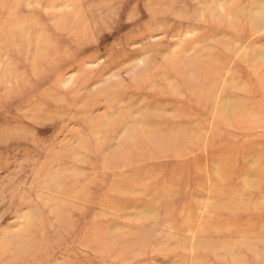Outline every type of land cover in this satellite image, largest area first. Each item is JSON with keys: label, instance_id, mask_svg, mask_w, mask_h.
<instances>
[{"label": "rangeland", "instance_id": "374dc122", "mask_svg": "<svg viewBox=\"0 0 264 264\" xmlns=\"http://www.w3.org/2000/svg\"><path fill=\"white\" fill-rule=\"evenodd\" d=\"M195 1L0 0L4 264H264V0ZM139 92L172 145L104 160Z\"/></svg>", "mask_w": 264, "mask_h": 264}, {"label": "bare ground", "instance_id": "6f19581e", "mask_svg": "<svg viewBox=\"0 0 264 264\" xmlns=\"http://www.w3.org/2000/svg\"><path fill=\"white\" fill-rule=\"evenodd\" d=\"M172 1V0H171ZM188 1V0H187ZM204 1H206V0H204ZM210 1V0H209ZM229 1V0H228ZM233 1V0H232ZM163 2H164V0H163ZM195 2H197V0L195 1ZM237 2V1H236ZM168 3V2H167ZM171 4H172V2H170ZM169 3V4H170ZM192 3H194V2H192ZM199 3V2H198ZM208 3V2H207ZM206 2H205V5L207 4ZM163 4V3H162ZM170 4V5H171ZM230 4V3H229ZM40 5V4H39ZM166 6H167V4H166ZM196 6V5H195ZM16 7H17V5L15 4L11 9H10V13L12 14L14 11H15V9H16ZM172 7V6H171ZM170 8V7H169ZM213 10H215V7L214 8H212ZM235 9H237V8H235ZM151 10V9H150ZM149 10V11H150ZM192 10V9H191ZM196 11V10H195ZM213 12V11H212ZM147 13V12H146ZM149 13V12H148ZM180 13V12H179ZM198 13V12H197ZM230 13H234V11L233 10H230ZM243 13H245V12H243ZM150 14V13H149ZM213 14V13H212ZM232 14H231V16H232ZM239 14V13H238ZM245 14H247V13H245ZM197 15V14H196ZM222 15V14H221ZM191 16V15H190ZM208 16V15H207ZM246 16V15H245ZM244 16V17H245ZM249 17H250V21H253L254 19H257V18H254V16L252 15V17H251V14L250 15H248ZM131 18H132V15L130 16ZM178 17V16H177ZM176 17V18H177ZM239 17V16H238ZM180 18V17H179ZM183 18V16L181 17V19ZM232 18H234V17H232ZM248 18V17H247ZM133 19V18H132ZM131 19V20H132ZM197 19V18H196ZM214 19V18H213ZM8 20V19H7ZM185 20V19H184ZM190 20L192 21V18L190 17ZM219 20V19H218ZM12 21V20H11ZM15 21V20H14ZM190 21V22H191ZM193 21H194V18H193ZM250 21H248V22H250ZM5 22V21H4ZM17 22V21H16ZM23 23H24V25L21 23L20 24V21H19V24H20V26H22L23 25V27L24 26H26L25 24H27L28 22L26 21V20H23L22 21ZM209 22V21H208ZM245 22V21H244ZM254 22V21H253ZM6 23V22H5ZM11 23V22H10ZM13 23V22H12ZM187 23H189V21L187 22ZM214 23V22H213ZM228 24H231V22L230 23H228ZM242 25L241 26H243L244 24L243 23H241ZM254 24V23H253ZM257 24V23H256ZM4 25V24H3ZM8 25H10V24H8ZM11 25H14V24H11ZM245 25H247V24H245ZM16 26L17 25H15V27L14 28H12L11 26H8V27H10V29L8 28V31L6 32L7 34H10V36L11 35H15V34H17V29H16ZM186 26V25H185ZM189 27V26H188ZM202 27H204V26H202ZM231 27V26H230ZM7 28V27H6ZM178 28V27H177ZM22 29V28H21ZM205 29H206V27H205ZM253 30L251 31V32H253V33H256L257 34V32H256V29H254V28H252ZM1 30V29H0ZM177 30V29H176ZM185 30V29H184ZM242 30V29H241ZM246 31H248V30H246ZM245 31V32H246ZM259 31V30H258ZM25 33H26V31H24ZM241 32V31H240ZM243 32V31H242ZM183 33H184V31H183ZM19 34V33H18ZM248 34V33H247ZM255 34V35H256ZM6 35V34H5ZM22 35V34H21ZM26 35V34H25ZM176 35H177V33H176ZM19 36V35H18ZM145 36V35H144ZM150 36V35H149ZM247 36V35H246ZM24 37V36H23ZM138 37V36H137ZM146 37V36H145ZM172 37H173V35H172ZM175 37V36H174ZM177 37V36H176ZM178 37H179V35H178ZM245 37V36H244ZM252 37V36H251ZM131 38V37H130ZM225 38V37H224ZM239 38H241L240 36H239ZM250 38V37H249ZM18 39V38H17ZM16 39V40H17ZM136 39V38H135ZM255 39V38H254ZM138 40V39H137ZM142 40V39H141ZM243 40V39H242ZM244 40H245V38H244ZM248 40V39H247ZM246 40V41H247ZM170 42V41H169ZM190 43V42H189ZM230 43V42H229ZM242 43V42H241ZM173 43H171V45H172ZM226 44H228V43H226ZM249 44V43H248ZM248 44H246V45H248ZM154 46V45H153ZM35 47V46H34ZM40 47V46H39ZM146 47V46H145ZM152 47V46H151ZM217 47V46H216ZM234 47V46H233ZM150 48V47H149ZM242 48V47H241ZM241 48H240V50H241ZM142 49H145L144 47L142 48ZM159 49H161V50H163V48H158V50ZM166 49V48H165ZM233 49H235V48H233ZM232 49V50H233ZM155 50V49H154ZM154 50H152L153 51V53H154ZM157 50V51H158ZM216 50V49H215ZM239 50V51H240ZM38 51V50H37ZM149 51V50H148ZM147 51V52H148ZM207 51V50H206ZM218 51V50H217ZM262 51V50H261ZM136 52H137V50H136ZM140 52H143V51H140ZM150 52H151V50H150ZM160 52H162V51H160ZM163 52H166V51H163ZM167 52H168V50H167ZM241 52V51H240ZM149 53V52H148ZM157 53V52H156ZM138 54V53H137ZM150 54V53H149ZM209 53H207V55H208ZM262 54V53H261ZM156 55V54H155ZM158 55V54H157ZM165 55V54H164ZM164 55H162V56H164ZM227 55V54H226ZM224 56V55H223ZM157 57V56H156ZM160 57V56H159ZM213 57V56H212ZM229 57V56H228ZM230 58V57H229ZM228 58V59H229ZM153 59H154V56H153ZM221 59V58H220ZM151 60V59H150ZM201 60V59H200ZM247 60V59H246ZM152 61V60H151ZM150 61V62H151ZM202 61V60H201ZM206 61V60H205ZM156 62V61H155ZM221 62V61H220ZM234 62V61H233ZM258 62H259V60L257 59V55L256 54H254V56L252 57V60L250 59V61L248 62H245L244 64H246V65H248V66H252V67H256V66H260V68L262 67V65H260L261 63H259L258 64ZM201 63V62H200ZM219 63V62H218ZM235 63V62H234ZM158 64V63H157ZM207 64V63H206ZM232 64V63H231ZM152 65V64H151ZM210 65V64H209ZM233 65V64H232ZM149 67V66H148ZM148 67H146V69L148 68ZM171 67H172V65H171ZM197 67V66H196ZM145 68V67H144ZM190 68V67H189ZM205 69H206V67H204ZM215 68V67H214ZM186 69V68H185ZM148 70V69H147ZM218 70V69H217ZM249 71V70H248ZM145 72H146V70H145ZM150 72V71H149ZM200 72V71H199ZM202 72V71H201ZM141 73V72H140ZM160 72L158 71V74H159ZM182 73V72H181ZM136 74H138V73H136ZM158 74H156V73H152L151 75H150V80H152L153 78H155ZM186 74V73H185ZM192 74V73H191ZM142 75V74H141ZM198 75V74H197ZM134 77H135V74L133 75ZM212 76V75H211ZM131 77V76H130ZM141 78H143V77H141ZM209 78V77H208ZM130 79V78H129ZM210 79V78H209ZM223 79V78H222ZM144 80H147V79H140V78H138V77H135V78H133V80H131V85L133 86V85H136V87H138L137 85H139V87L140 86H142L141 87V91H143L144 89H146L145 87L147 86L146 84L147 83H144ZM184 82V81H183ZM155 83V82H154ZM211 83V82H210ZM158 84V83H157ZM167 84V83H166ZM182 84V83H181ZM186 84V87L190 90L192 87L188 84V82H186L185 83ZM213 84V83H212ZM178 85V84H177ZM210 85V84H209ZM180 86H178V88H179ZM155 88V87H154ZM160 89H161V87H160ZM171 89V88H170ZM207 89V88H206ZM155 90V89H154ZM160 91V90H159ZM165 91V90H164ZM161 92V91H160ZM168 92V91H167ZM218 92V91H217ZM225 92V91H224ZM232 92V91H231ZM230 92V93H231ZM223 93V92H222ZM159 93H156V95H158ZM233 94V93H232ZM163 95V94H162ZM196 95V94H195ZM226 95V94H225ZM166 96V95H165ZM164 96V97H165ZM184 96H186V95H184ZM197 96V95H196ZM200 96V95H199ZM229 96V95H228ZM202 97V96H201ZM168 98V97H167ZM186 98V97H185ZM229 98H231V97H229ZM203 99V98H202ZM142 101V100H144L145 101V99H144V97H142L141 96V92H139L136 96H134V98H133V102L131 103V106L126 110H124V117H125V119H123V120H121V121H118V122H116V123H114L113 124V126H111L110 127V129H109V136H108V140H107V145L105 144L104 145V148H106V150H105V156L103 157L104 158V160H107L108 158H109V160L110 159H115L116 157H121V158H124V159H126L127 158V156L126 155H128V154H131V152L132 151H135L137 148L139 149L141 146H144V145H146V144H150L151 145V147L153 148V150L157 153V157L158 158H160L161 156H162V153H163V151L164 150H166L165 148H168L169 147V145H172V142H173V140L171 141V140H169V141H167V139L169 138V137H164L165 135H170L171 133L170 132H166V133H160V135L159 136H161L159 139H158V136L157 137H153V136H151V138H149L148 137V135H147V132H148V130L149 129H151V128H149L148 129V125H147V122H146V118L144 117H141V119L139 120V121H130L128 118H129V115H132V114H134V113H140L141 115H143V116H146V114H147V109H146V107L144 106V105H142L140 102H138V101ZM181 102V101H180ZM191 102H192V100H191ZM204 102V101H203ZM136 103H138V105H136ZM201 103V102H200ZM75 104V103H74ZM204 105V104H203ZM255 105V104H254ZM73 106V105H72ZM199 106V105H198ZM152 108V107H151ZM156 108V107H155ZM151 111V110H150ZM255 111V110H254ZM257 111V110H256ZM243 112V111H242ZM242 112H240V114L242 113ZM245 112V111H244ZM253 112V111H252ZM250 113V112H249ZM151 114V113H150ZM182 114H184V112L182 111ZM152 115V114H151ZM186 115H188V114H186ZM244 115V114H243ZM242 115V116H243ZM256 115V114H255ZM255 115H253V116H255ZM238 117V116H237ZM249 117V116H248ZM247 117V118H248ZM30 118H32V117H30ZM39 118V117H38ZM126 118H127V120H129V123L128 124H130L132 127L134 126V125H140L141 126V129H138L137 131H135V133H132L133 132V128L129 131L130 133H129V136L127 137V139L126 140H123V142L120 144V145H118V148H116V152L114 153V154H110V155H108V156H106L107 154H108V152L109 151H113V144H114V142H113V139L115 140V138L114 137H116L122 130H123V128H126V126L127 125H125L126 124ZM235 119V118H234ZM238 119H239V117H238ZM241 119V118H240ZM242 119H243V117H242ZM252 119H253V117H252ZM255 119V118H254ZM32 120V119H31ZM38 120V119H37ZM132 122V123H131ZM169 124V123H168ZM125 125V126H124ZM138 125V126H139ZM243 125V124H242ZM2 126H4V125H2ZM100 126V125H99ZM258 126V125H257ZM156 127V126H155ZM188 127V126H187ZM195 127V126H194ZM260 127V126H259ZM96 128V127H95ZM95 128H93V130L92 131H94L95 130ZM157 128V127H156ZM254 129V128H253ZM257 129V128H256ZM260 129V128H259ZM1 130H3V129H1ZM18 130H20V129H18ZM110 130H112V132L110 131ZM191 130V129H190ZM261 130V129H260ZM5 131V130H4ZM96 131H98V130H96ZM244 131V130H243ZM247 131V130H246ZM252 131V130H251ZM255 131V130H254ZM3 132V131H2ZM95 132V131H94ZM180 132V131H179ZM186 132V131H185ZM12 133H13V131H12ZM16 133V132H15ZM90 133V132H89ZM156 133V132H155ZM244 133V132H243ZM19 134V133H18ZM17 134V135H18ZM156 134H159V133H156ZM10 135V134H9ZM20 135V134H19ZM19 135H18V137H19ZM16 136V135H15ZM4 138H5V136H3ZM2 137V138H3ZM164 137V138H163ZM19 138H23V136L22 137H19ZM18 138V139H19ZM25 138V137H24ZM110 138L112 139V142H110ZM8 139V138H7ZM6 139V140H7ZM91 139V138H90ZM14 140H16V138L15 139H13V141ZM9 141V140H8ZM6 142V141H5ZM97 142V141H96ZM18 143V142H17ZM84 143V142H83ZM5 144V143H4ZM8 145V144H7ZM92 145V144H91ZM83 146V145H82ZM94 146V145H93ZM114 149H115V147H114ZM128 151H131L130 153L128 152ZM95 153V152H94ZM111 153V152H110ZM262 153V152H261ZM98 154V153H97ZM137 154H139V153H137ZM114 155V156H113ZM140 155V154H139ZM113 156V157H112ZM112 157V158H111ZM147 158V157H146ZM168 159V158H167ZM122 161V163H126L125 162V160H121ZM121 161H119V163H121ZM120 170V169H119ZM106 173H104V175H105ZM114 183H115V181H113ZM126 182V181H125ZM135 183V182H134ZM113 184V183H112ZM122 185H123V182H122ZM110 187H111V185H110ZM109 188V187H108ZM137 188V187H136ZM116 189V188H115ZM114 192V191H113ZM63 193H66V192H63ZM116 193V192H115ZM41 194V193H40ZM234 194H236V193H234ZM52 197V196H51ZM50 197V198H51ZM56 197V196H55ZM61 198V197H60ZM58 199V198H57ZM16 200V199H15ZM80 202H81V200H80ZM138 203V202H137ZM232 203V202H231ZM230 203V204H231ZM139 205V203L137 204V206ZM231 206V205H230ZM229 206V207H230ZM227 207V206H226ZM257 208V207H256ZM115 210V209H114ZM230 210V209H229ZM114 212V211H113ZM114 214V213H113ZM148 226V225H147ZM255 231H257L258 232V229L257 228H255V224H253V225H250V228H249V230L247 231L248 232V235H252V233H254ZM259 231H261L260 233H262L263 235H264V230H260L259 229ZM258 234V233H257ZM93 231L89 234V237L92 239L93 238ZM20 238L21 237H17V240L21 243V242H24L25 243V240H20ZM16 240V241H17ZM20 245H23V246H21V248L22 247H24L25 245L24 244H20ZM7 246H10V245H7ZM9 247H6V245L5 246H1L0 247V264H4L5 262H7V258H8V255H11L10 254V252L9 251H11V249H9V251L7 250ZM11 248H12V246H11ZM22 250V249H21ZM20 250V251H21ZM10 257V256H9ZM8 261H10V260H8Z\"/></svg>", "mask_w": 264, "mask_h": 264}]
</instances>
